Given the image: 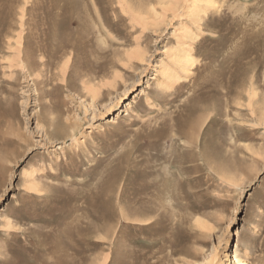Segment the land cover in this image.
<instances>
[{"label":"rangeland","instance_id":"374dc122","mask_svg":"<svg viewBox=\"0 0 264 264\" xmlns=\"http://www.w3.org/2000/svg\"><path fill=\"white\" fill-rule=\"evenodd\" d=\"M235 254L264 264V0H0V264Z\"/></svg>","mask_w":264,"mask_h":264},{"label":"bare ground","instance_id":"6f19581e","mask_svg":"<svg viewBox=\"0 0 264 264\" xmlns=\"http://www.w3.org/2000/svg\"><path fill=\"white\" fill-rule=\"evenodd\" d=\"M183 51V50H182ZM181 51V52H182ZM183 53V52H182ZM237 233V232H236ZM234 264H243L244 260L241 259L237 254L234 255Z\"/></svg>","mask_w":264,"mask_h":264}]
</instances>
